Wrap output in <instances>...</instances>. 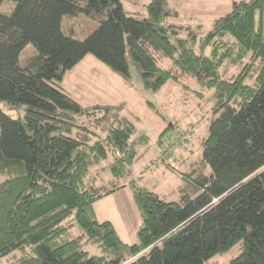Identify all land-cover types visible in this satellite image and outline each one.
Instances as JSON below:
<instances>
[{
    "label": "trees",
    "instance_id": "1",
    "mask_svg": "<svg viewBox=\"0 0 264 264\" xmlns=\"http://www.w3.org/2000/svg\"><path fill=\"white\" fill-rule=\"evenodd\" d=\"M12 1L0 12V256L12 253L14 264H205L238 245L223 264H264V0L233 1L198 50L189 27L170 21L178 12L168 0H149L140 18L122 0ZM78 12L96 23L83 39L72 35L73 23L70 33L61 29L63 17ZM27 44L39 53L21 65ZM126 50L147 88L188 74L215 97L201 142L210 172L183 175L177 200L130 183L140 217L131 244L95 216L94 203L118 186L99 190L86 176L109 151L131 162L135 125L122 104L85 106L62 86L87 55L129 83ZM245 59L247 71L220 76V66ZM6 107L23 112L12 116ZM82 240L101 252L89 254Z\"/></svg>",
    "mask_w": 264,
    "mask_h": 264
},
{
    "label": "rangeland",
    "instance_id": "2",
    "mask_svg": "<svg viewBox=\"0 0 264 264\" xmlns=\"http://www.w3.org/2000/svg\"><path fill=\"white\" fill-rule=\"evenodd\" d=\"M149 0H122L128 15L142 17ZM178 12L171 22L188 26L196 35V49L200 38L207 33L213 20L229 11L233 1L238 0H168ZM14 1L0 3V12L9 13ZM69 23H73V36L86 37L96 26L83 12L61 21V29L70 33ZM38 47L27 44L19 53V63L28 64L29 57ZM208 52V48L205 53ZM125 56L129 63L131 80L125 83L115 72L92 55L85 56L69 69L62 80L67 92L82 105L122 104L120 112L135 125L132 135L134 158L131 162H116L117 158L108 152L106 158L93 165L87 173L86 182L99 190L104 187L118 186L110 194L94 203L97 220H109L121 239L126 243L137 241V229L140 217L133 199L130 183L142 189L151 190L166 200H177L179 189L186 186L182 177L194 171V174H208L209 166L202 162V139L208 133V124L214 117L215 97L213 89L200 84L195 77L181 74L178 81L168 80L158 90L147 88L140 79L136 65L131 61L128 51ZM245 59L234 65L223 64L219 68L222 78L232 79L244 68ZM250 83L251 75L244 77ZM12 116H20L22 107H6ZM102 126L108 125L103 121ZM99 127V132L104 129ZM146 135L147 139L140 137ZM128 154V152L126 153ZM127 156V155H126ZM121 163V164H120ZM116 165L119 171L111 168ZM71 235H78L77 225L69 226ZM83 241V248L89 254H99L100 247L90 241ZM239 251L238 245L227 251L217 253L205 261V264H223ZM0 264H14L11 254L0 256Z\"/></svg>",
    "mask_w": 264,
    "mask_h": 264
},
{
    "label": "crops",
    "instance_id": "3",
    "mask_svg": "<svg viewBox=\"0 0 264 264\" xmlns=\"http://www.w3.org/2000/svg\"><path fill=\"white\" fill-rule=\"evenodd\" d=\"M34 53H37V51H35ZM62 86H63V84H62ZM63 88L65 89V87L63 86ZM66 90V89H65ZM67 91V90H66Z\"/></svg>",
    "mask_w": 264,
    "mask_h": 264
}]
</instances>
